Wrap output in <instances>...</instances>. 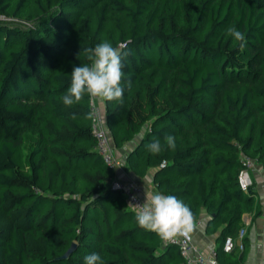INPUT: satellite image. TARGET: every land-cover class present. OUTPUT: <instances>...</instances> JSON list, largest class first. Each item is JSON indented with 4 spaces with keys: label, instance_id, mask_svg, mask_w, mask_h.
Returning <instances> with one entry per match:
<instances>
[{
    "label": "trees",
    "instance_id": "trees-1",
    "mask_svg": "<svg viewBox=\"0 0 264 264\" xmlns=\"http://www.w3.org/2000/svg\"><path fill=\"white\" fill-rule=\"evenodd\" d=\"M0 16V264H85L92 252L103 264H183L110 189L89 96L62 102L103 41L129 52L123 102L96 100L113 148L138 136L124 169L152 170L156 192L205 214L216 263L242 264L245 237L240 251L221 245L242 213L260 214L236 174L242 156L264 172V0H0ZM154 137L159 154L146 147Z\"/></svg>",
    "mask_w": 264,
    "mask_h": 264
},
{
    "label": "clouds",
    "instance_id": "clouds-1",
    "mask_svg": "<svg viewBox=\"0 0 264 264\" xmlns=\"http://www.w3.org/2000/svg\"><path fill=\"white\" fill-rule=\"evenodd\" d=\"M228 34L237 41H244L242 32L229 28ZM243 46V45H242ZM126 44L113 46L109 41H103L94 48L85 50L91 64H81L74 67L71 73L70 86L62 97L65 106L80 102L87 94L101 101H117L122 103L124 87L122 79L124 59L129 55L125 51ZM130 85V82H129ZM165 141L170 149H175L176 139L166 135ZM153 154L162 151L159 138H153L146 145ZM136 221L141 228L157 233L162 239H172L178 235H187L193 227V213L188 205L174 195L155 193L145 202L138 205ZM85 264H103L100 254L92 252L84 257Z\"/></svg>",
    "mask_w": 264,
    "mask_h": 264
},
{
    "label": "built area",
    "instance_id": "built-area-1",
    "mask_svg": "<svg viewBox=\"0 0 264 264\" xmlns=\"http://www.w3.org/2000/svg\"><path fill=\"white\" fill-rule=\"evenodd\" d=\"M9 18L0 16V21H9ZM89 131L94 141V150L101 161L112 170L113 175L110 179L109 187L117 191L124 199L127 207L134 213L140 210L138 205L145 202L146 194L142 191L137 182L126 176L123 162L114 154L107 129L104 125L102 111L96 103L95 98L89 97L88 100ZM241 168L236 174V183L239 189L246 190L252 184V177L258 173L255 162L252 159L242 156L240 158ZM264 188V185H261ZM157 234V233H156ZM244 236V228H238L234 237L225 236L222 241L221 250L229 252L234 247L242 249L241 239ZM157 237L162 244H175L177 246L183 264H217L214 251L210 250L207 254H202L191 242L189 233L183 236H176L172 239H162Z\"/></svg>",
    "mask_w": 264,
    "mask_h": 264
},
{
    "label": "crops",
    "instance_id": "crops-1",
    "mask_svg": "<svg viewBox=\"0 0 264 264\" xmlns=\"http://www.w3.org/2000/svg\"><path fill=\"white\" fill-rule=\"evenodd\" d=\"M137 137L138 136L136 135L131 141L122 144L118 148H113L114 154L121 161H123L125 154L132 147ZM124 171L126 172L127 177L138 183L146 196L151 197V195L157 193L151 183L152 170L148 169L144 176L139 178L134 177L125 169ZM255 174L256 175L252 177L253 189L255 191L253 205L258 208L260 214L253 220H251V212L242 213L240 215L238 228L242 227L245 229L243 237L246 238L242 264H264V188H261V185H264V172L261 171L260 173L258 172ZM205 221L206 216L203 212H201L199 217L196 220H193V227L189 232L192 244L196 250L202 254H207L210 250H213L215 245L214 234L205 235L203 233Z\"/></svg>",
    "mask_w": 264,
    "mask_h": 264
},
{
    "label": "water",
    "instance_id": "water-1",
    "mask_svg": "<svg viewBox=\"0 0 264 264\" xmlns=\"http://www.w3.org/2000/svg\"><path fill=\"white\" fill-rule=\"evenodd\" d=\"M72 249H73V244H70V246L66 249V251L63 253L61 257L62 258L67 257V255L71 252Z\"/></svg>",
    "mask_w": 264,
    "mask_h": 264
},
{
    "label": "rangeland",
    "instance_id": "rangeland-1",
    "mask_svg": "<svg viewBox=\"0 0 264 264\" xmlns=\"http://www.w3.org/2000/svg\"><path fill=\"white\" fill-rule=\"evenodd\" d=\"M97 100V98H95V101ZM255 167H256V169H257V171L260 173L261 172V170H260V168H259V166H257V164L255 163ZM245 230V229H244Z\"/></svg>",
    "mask_w": 264,
    "mask_h": 264
}]
</instances>
